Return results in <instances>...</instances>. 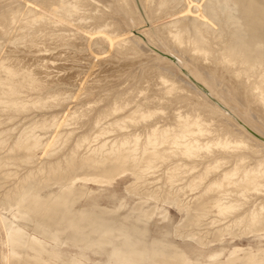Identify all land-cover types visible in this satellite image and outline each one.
<instances>
[{"label": "bare ground", "instance_id": "1", "mask_svg": "<svg viewBox=\"0 0 264 264\" xmlns=\"http://www.w3.org/2000/svg\"><path fill=\"white\" fill-rule=\"evenodd\" d=\"M138 2L0 0V264H264V0Z\"/></svg>", "mask_w": 264, "mask_h": 264}, {"label": "rangeland", "instance_id": "2", "mask_svg": "<svg viewBox=\"0 0 264 264\" xmlns=\"http://www.w3.org/2000/svg\"><path fill=\"white\" fill-rule=\"evenodd\" d=\"M136 2H137V11H138V13H139V15L140 16H142L143 17V22L139 25V26H142V27H140V28H136L135 29V27L133 28L132 27V31H131V33L132 34H135V35H137V33H140V30L142 29V31H144L145 29H147V28H149V29H151V31L152 30H154L153 28L154 27H156V26H162V25H164V23H166L167 21H170V19H172V17H170L168 14H166V15H168V16H166L165 14V16L164 15H161V16H159V17H156L157 18V20H153L152 22H150L147 18H146V16H145V14H144V12H142L143 10V8H140V4H139V2H138V0H136ZM156 15H158V14H156ZM155 15V16H156ZM146 18V19H145ZM162 18V19H161ZM159 19V20H158ZM147 20V21H146ZM155 21V22H154ZM150 24V25H149ZM152 27V28H151ZM152 32H154L155 33V30L154 31H152ZM143 40H145V38H143ZM153 47V48H152ZM95 48V47H94ZM93 47H92V49H94ZM149 48L151 49L152 48V50L155 52V53H161V52H159L158 50V48L156 47V46H154L153 44H150L149 45ZM156 48V49H155ZM102 49H104V50H106L107 49V46L106 45H102ZM158 49V50H157ZM157 50V51H156ZM66 52V54L68 53V51L70 52L69 53V55H71V56H75L76 58H78L79 59V63H83V64H88L89 63V60H87L89 57H87V56H82L83 54H85V52H79V51H70V50H65ZM77 52V53H76ZM64 53V54H65ZM72 53V54H71ZM80 53V54H79ZM81 53H83V54H81ZM74 54V55H73ZM106 54H108V53H103V54H101L100 56L102 57V56H104V55H106ZM163 54V53H162ZM80 55V56H79ZM163 55H165V53L163 54ZM82 56V57H81ZM170 54H167L166 53V55H165V57H168L169 59H171L172 61H176V59H175V57L174 56H171ZM102 58H104V57H102ZM136 59V58H135ZM59 63H61V62H59ZM64 63H66V66H67V68L64 70V71H75L76 70V67H77V65H76V67L75 66H71L70 65V62L68 63V62H64ZM92 63H95L94 61L92 62ZM115 64H118V66L120 65V62H116ZM73 65V64H72ZM112 65H113V63H112ZM146 65H148L147 63H146ZM68 66H71L70 68L68 67ZM114 66H116V67H118L117 65H114ZM134 66V67H133ZM133 66H131V67H129L128 68V66H125V67H123V69H125L126 67V71H125V73H120L119 74V78L118 79H116V81L114 82V84H113V82H111V84H110V82L108 83V84H105V85H103L102 87H98V89L99 90H96L97 92V94H99V95H106L107 94V92H115L116 90L117 91H120V90H122V88H126L125 86L127 85V87L129 86V85H131V84H129V83H132V81L130 82V81H128L127 79H129V77H130V79H132L131 77H133V75L134 74H138L139 73V71L140 70H142L143 68V66H145V65H143L142 67H140V64L137 62L136 63V65L134 64ZM146 67V66H145ZM69 68V69H68ZM74 68V69H73ZM96 68V67H95ZM94 68V69H95ZM142 68V69H141ZM97 69V68H96ZM95 69V74L98 72L97 70ZM122 69V70H123ZM140 69V70H139ZM53 71H54V69H53ZM55 71H56V69H55ZM137 71H138V73H137ZM95 74L94 75H92V77H94L95 76ZM186 75H188L187 76V81H191V83L194 85L195 83L197 84V82H195V79H193L192 77H191V75L190 74H186ZM129 76V77H128ZM124 77V78H123ZM122 78V79H121ZM125 78H126V80H125ZM129 79V80H130ZM113 81V80H112ZM123 81H126L125 82V84H124V82ZM116 82H120V83H116ZM122 82V83H121ZM129 82V83H128ZM121 84V86H119ZM123 84V85H122ZM129 84V85H128ZM112 85V86H111ZM199 85V84H198ZM107 86V87H106ZM72 87H74V86H72ZM112 87L114 88V89H112ZM116 87V88H115ZM120 87V88H119ZM122 87V88H121ZM67 88V87H66ZM104 88H105V90H104ZM110 88V89H109ZM197 88H201V90L205 93V94H209L207 97L212 101V102H214V103H217V102H219V100H217V98L215 97V96H213V94H211L206 88H203V86L200 84L199 86H197ZM73 89H75V87L73 88ZM100 89H102L103 90V92L100 90ZM108 89V90H107ZM113 91H112V90ZM119 89V90H118ZM106 90H107V92H106ZM76 91H78V90H76ZM104 92H106V93H104ZM113 92V93H114ZM100 93H102V94H100ZM104 93V94H103ZM111 93H109L110 95H111ZM110 95H108V97L110 96ZM101 104V103H100ZM225 107V106H224ZM226 108V107H225ZM226 111H228V110H226ZM229 112V111H228ZM230 113V112H229ZM35 114H40V112H35ZM230 118H231V120H236L237 119V117H235V115L234 114H231L230 113V116H229ZM238 119H239V117H238ZM237 119V120H238ZM24 120H26V119H24ZM24 120H21V123H22V121L24 122ZM13 121H16L17 123H19L20 122V120H19V117L18 118H15ZM239 121V120H238ZM240 123H241V121H239ZM20 124V123H19ZM229 161H230V159H229ZM163 166V165H162ZM209 175H211V173L210 174H208V176ZM1 179V178H0ZM4 178H2V180H3ZM10 179V178H9ZM4 180H6V179H4ZM7 180H8V178H7ZM4 181L5 183H7L6 184V186L9 184V180L8 181ZM131 181V179L130 178H125V179H120V180H117L111 187H106V188H97L95 191H97L96 193H94L93 194V196L94 197H96L97 198V201H98V203L100 204V205H102V206H107V207H112L113 205H117L118 204V200L120 199V198H122L123 199V202H125V204H131L133 201L132 200H135V197L134 196H131V195H129V194H127L125 191H124V186L127 184V183H129ZM3 182V183H4ZM6 186H4V187H2V188H5ZM98 190H100V191H98ZM124 192V193H123ZM111 193H115V197H111ZM130 200H131V202H130ZM160 207H162V208H164V209H167V221H163L162 222V226H166V227H170L171 225H173L174 223H176V222H178L179 221V219L181 218V214H179V213H177V211L174 209V206H172V205H170L169 207H167V205L166 204H161V205H159ZM126 208V207H125ZM125 208H123L121 211L124 213L125 212ZM158 222H160V219L158 218V220H157ZM0 237L4 240V233H3V231L2 230H0ZM242 242L243 243H240V245L242 244V246H247V245H249V246H251V247H253V248H262V247H264V239H260V238H253L252 240H250L249 242H245L244 240H242ZM229 246H230V244L229 243H225L224 244V247L225 248H229ZM2 247V248H1ZM0 251H4V252H6V247H5V245H1L0 244ZM74 251L73 250H71V249H67V250H64L63 251V254H64V256H63V263L62 264H72L70 261H71V254L73 253ZM207 253H202V254H200L201 256L202 255H206ZM103 262H105V259L103 258V257H96V256H92V255H90L89 256V260H87L86 262H85V264H101V263H103ZM74 264H76V263H74ZM80 264V263H79ZM82 264V263H81Z\"/></svg>", "mask_w": 264, "mask_h": 264}]
</instances>
